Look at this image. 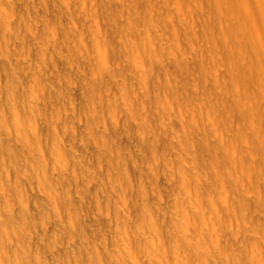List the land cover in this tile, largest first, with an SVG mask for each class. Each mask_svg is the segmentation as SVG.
I'll use <instances>...</instances> for the list:
<instances>
[{
	"label": "rangeland",
	"instance_id": "374dc122",
	"mask_svg": "<svg viewBox=\"0 0 264 264\" xmlns=\"http://www.w3.org/2000/svg\"><path fill=\"white\" fill-rule=\"evenodd\" d=\"M0 264H264V0H0Z\"/></svg>",
	"mask_w": 264,
	"mask_h": 264
}]
</instances>
